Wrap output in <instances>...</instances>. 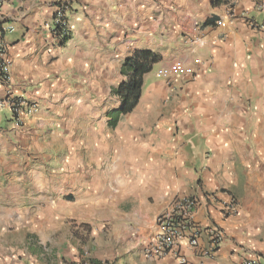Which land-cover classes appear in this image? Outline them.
Wrapping results in <instances>:
<instances>
[{"label": "crops", "instance_id": "0c3cea01", "mask_svg": "<svg viewBox=\"0 0 264 264\" xmlns=\"http://www.w3.org/2000/svg\"><path fill=\"white\" fill-rule=\"evenodd\" d=\"M214 1L0 0V29H14L0 32L11 78L0 98L39 106L21 126L0 110V264H39L45 252L54 264H176L143 250L182 196L196 199L197 225L224 233L212 257L183 247L187 264H239L246 253L264 264V0ZM58 3L68 6L63 45L48 28ZM142 50L160 61L111 129V89ZM193 59L195 76L173 90L156 76ZM36 224L77 236L64 252Z\"/></svg>", "mask_w": 264, "mask_h": 264}, {"label": "built area", "instance_id": "2783aa9c", "mask_svg": "<svg viewBox=\"0 0 264 264\" xmlns=\"http://www.w3.org/2000/svg\"><path fill=\"white\" fill-rule=\"evenodd\" d=\"M68 6L65 3H58L55 7L53 18L48 26L53 36L60 41L70 34L67 22ZM219 25H223L221 21ZM255 27V25H252ZM260 27H257L259 29ZM12 27L0 29V32H12ZM198 59L190 62L173 61L162 65L156 76L166 82L173 90L172 83L178 79L194 77ZM10 62L6 56L5 43L0 38V84L8 86L10 83ZM7 109L17 126L23 124L26 116L38 111L39 106L35 102H29L21 98L12 97L9 92L0 98V110ZM197 201L193 196H182L176 198L168 209L161 212L156 217V232L148 243L144 246V256L153 262L161 261L167 257L173 259L176 264H187V258L182 253V248L186 247L192 251L200 253L205 257H212L224 238V233L214 224L201 227L194 222V211ZM235 211V207L227 205L222 209V213L230 215ZM204 235L207 239V246L201 249L199 246L200 237ZM84 264H92L90 261ZM239 264H259L258 257L252 253H246Z\"/></svg>", "mask_w": 264, "mask_h": 264}, {"label": "trees", "instance_id": "16d2710c", "mask_svg": "<svg viewBox=\"0 0 264 264\" xmlns=\"http://www.w3.org/2000/svg\"><path fill=\"white\" fill-rule=\"evenodd\" d=\"M229 0H215V5L228 4ZM209 23V22H208ZM206 25H209V24ZM69 39V35L60 40V44H65ZM160 61L157 54L148 51H133L125 58L122 63L120 74L122 81L111 89L112 96L119 100L117 110L107 113V126L111 129L115 128L119 120L131 114L139 103L143 77L152 71V67ZM92 264H101L97 261L90 260Z\"/></svg>", "mask_w": 264, "mask_h": 264}, {"label": "rangeland", "instance_id": "374dc122", "mask_svg": "<svg viewBox=\"0 0 264 264\" xmlns=\"http://www.w3.org/2000/svg\"><path fill=\"white\" fill-rule=\"evenodd\" d=\"M170 96H171V93H170ZM242 198H243V196H242ZM35 228H36L35 233H37L41 236H44L45 238H48L50 240L51 244H49L47 242V246L51 247L52 244L54 242H56L57 247H59L64 252H65L66 247H68V245L71 241L70 237L71 236H73V237L77 236L74 233H72V234L69 233V231H67V228H65V227H62L59 230H54V229L49 228V224H47L45 226H40V224L39 225L36 224ZM30 230H32V229H30ZM36 252L32 251V249H30V255L34 256L36 254ZM52 255H53V253L45 252V255L43 256V258H41V260H39V264H54ZM35 256L37 258L38 255H35ZM32 259H33V257H32Z\"/></svg>", "mask_w": 264, "mask_h": 264}]
</instances>
